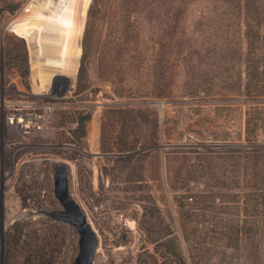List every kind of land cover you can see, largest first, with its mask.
Returning <instances> with one entry per match:
<instances>
[{
	"label": "rangeland",
	"instance_id": "obj_1",
	"mask_svg": "<svg viewBox=\"0 0 264 264\" xmlns=\"http://www.w3.org/2000/svg\"><path fill=\"white\" fill-rule=\"evenodd\" d=\"M91 1L0 0V264H149L150 199L187 264H264V53L226 26L237 0L103 9L80 71Z\"/></svg>",
	"mask_w": 264,
	"mask_h": 264
},
{
	"label": "trees",
	"instance_id": "obj_2",
	"mask_svg": "<svg viewBox=\"0 0 264 264\" xmlns=\"http://www.w3.org/2000/svg\"><path fill=\"white\" fill-rule=\"evenodd\" d=\"M170 2V3H180L182 0H152V2ZM120 2H146L145 0H92L87 11V22L86 28L84 31L82 44H83V53L80 61V71L83 68V59L86 56V47H87V39L89 43V23H91L92 18L96 17V15L101 14L103 9H111L117 8ZM235 16L238 17V20L231 24H227L235 26H242L243 28V37L245 41L246 53L257 55L259 52L264 53V0H237V4L234 7ZM217 7L207 8L205 10H199L200 17L204 18L206 21L217 13ZM113 12V11H112ZM111 12V13H112ZM243 19V23L239 20ZM239 21V22H238ZM206 28L209 27L208 24H204ZM203 32V31H202ZM204 33H198L199 36H203ZM197 35V34H196ZM264 61V60H263ZM251 65H246V88L249 92L250 87H257L258 83L264 79L262 74H257L258 72L251 71ZM251 71V73L249 72ZM258 71V70H257ZM80 73V72H79ZM255 78V80H254ZM163 93V92H162ZM161 93V94H162ZM160 94V95H161ZM167 96V95H166ZM253 107V106H251ZM127 112L128 109L126 110ZM250 122L249 118L246 119V128H245V136L246 139L250 140L256 137L255 133H252L250 130ZM144 139V138H143ZM149 144L147 139L140 140L139 137H135L132 140H125L121 142L119 146V151L131 152L135 150V148H143ZM131 156L121 157L122 159H128ZM128 167V166H124ZM261 191L262 201L258 204V209L260 215L264 216V186L259 187ZM152 204L151 206L143 205L142 218L144 219L145 229L147 231V235H151L149 244L152 245V249L144 252V255H147L149 264H187L186 259L183 256V253L180 251V246L176 242L174 233L168 229V226L161 223L156 222L155 219L160 218L159 214L155 212L156 206L152 199L149 200ZM167 229V230H166ZM169 230V231H168ZM168 231V232H167ZM164 237L168 240L166 241H158L160 237ZM157 239V240H156Z\"/></svg>",
	"mask_w": 264,
	"mask_h": 264
},
{
	"label": "bare ground",
	"instance_id": "obj_3",
	"mask_svg": "<svg viewBox=\"0 0 264 264\" xmlns=\"http://www.w3.org/2000/svg\"><path fill=\"white\" fill-rule=\"evenodd\" d=\"M81 4H82V2H79V7H80ZM54 7H55V6H54ZM61 9H62V3H60V6L58 7V9L54 10L53 13H57L58 11H59V13H60V12H61ZM77 13H78V10H77ZM74 35H75V33L73 34V36H71L72 41H71V43L68 45V49H69V50L72 48V42H73V39H74ZM16 120H17V119H16ZM18 120H20V119H18ZM18 123H19V122H18Z\"/></svg>",
	"mask_w": 264,
	"mask_h": 264
},
{
	"label": "flooded vegetation",
	"instance_id": "obj_4",
	"mask_svg": "<svg viewBox=\"0 0 264 264\" xmlns=\"http://www.w3.org/2000/svg\"><path fill=\"white\" fill-rule=\"evenodd\" d=\"M79 2H82V0H79ZM79 2H77V4L75 5L76 6V13H77V10H78V7H79ZM77 19V18H76ZM46 34L49 33V32H45ZM49 36V35H46V37ZM47 45L48 44H43V48L45 49L44 51L50 49V48H47ZM49 46V45H48ZM51 46V45H50ZM52 47V46H51ZM52 49V48H51ZM67 63V58H65V65Z\"/></svg>",
	"mask_w": 264,
	"mask_h": 264
},
{
	"label": "water",
	"instance_id": "obj_5",
	"mask_svg": "<svg viewBox=\"0 0 264 264\" xmlns=\"http://www.w3.org/2000/svg\"><path fill=\"white\" fill-rule=\"evenodd\" d=\"M82 223L86 230L90 231V225L88 224L86 218L82 216Z\"/></svg>",
	"mask_w": 264,
	"mask_h": 264
},
{
	"label": "built area",
	"instance_id": "obj_6",
	"mask_svg": "<svg viewBox=\"0 0 264 264\" xmlns=\"http://www.w3.org/2000/svg\"><path fill=\"white\" fill-rule=\"evenodd\" d=\"M18 119H23V118H22V116H21V117H17V120H18Z\"/></svg>",
	"mask_w": 264,
	"mask_h": 264
}]
</instances>
